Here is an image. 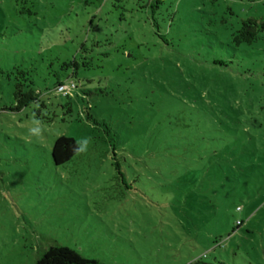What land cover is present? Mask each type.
<instances>
[{"label":"rangeland","instance_id":"1","mask_svg":"<svg viewBox=\"0 0 264 264\" xmlns=\"http://www.w3.org/2000/svg\"><path fill=\"white\" fill-rule=\"evenodd\" d=\"M162 3L0 0V264L56 243L108 264H264V32L232 43L264 0ZM96 42L64 116L50 73ZM16 67L52 123L10 110ZM60 136L80 152L57 167Z\"/></svg>","mask_w":264,"mask_h":264},{"label":"trees","instance_id":"2","mask_svg":"<svg viewBox=\"0 0 264 264\" xmlns=\"http://www.w3.org/2000/svg\"><path fill=\"white\" fill-rule=\"evenodd\" d=\"M122 1V0H118ZM162 0H131V12L138 10H143L146 8H153V9H160L162 5ZM122 15L121 19L125 16L123 13L127 12V9L123 6L122 7ZM155 22V32L160 35V28L157 21L154 19ZM264 32V20H259L256 18H249L243 20L240 23V28L236 30L232 34V43L235 46H240L242 44H252L257 41L261 33ZM161 38L165 42L167 40L161 35ZM105 42V41H104ZM111 44V43H110ZM101 47L100 42H96L91 47L83 45L81 47V60L78 61L77 58L73 60H68L60 63L57 67L58 70L52 71L50 74L56 78L54 83V88L52 90L47 89V93L52 92L54 95H61L58 93V87L63 83L74 82L71 79L78 77L79 71H91L94 66V57L93 55L94 48ZM126 55V54H125ZM133 55V53H131ZM98 56H102L104 58H108L110 54L108 52L98 53ZM132 58H135L134 55ZM144 58L146 56L144 55ZM57 61H59L57 59ZM51 67H54V64H50ZM56 67V68H57ZM69 71L72 73L70 74ZM34 71L30 69H25L24 67H16L15 73H13L14 77V104L10 108L13 112H21L28 107H32L35 105L33 109L34 116L39 121H44L47 123H52L57 115L52 112L49 108V104L43 99V93L38 91L36 86V81L33 75ZM65 73V74H64ZM11 73H9L10 75ZM67 80V81H65ZM77 89V88H76ZM102 94L105 92L101 91ZM92 94V92L84 91L82 96L88 97ZM63 96V95H61ZM68 99L65 104H61V108L64 110V116L72 117L74 113V106L73 101L74 97H78L77 94L74 93L71 96H63ZM84 98H82L84 100ZM91 106L85 107L82 111V116L86 117L88 120H95L90 113ZM65 120V119H64ZM97 124L99 122L95 120ZM80 152V146L76 139L72 137L60 136L56 139L53 149L51 151V156L53 159V163L55 166L59 167L62 166L73 159L78 153ZM131 168L132 165H131ZM131 180V188H137L136 184L139 182V174ZM128 187V186H127ZM241 208V207H240ZM239 210V207H238ZM242 210V208H241ZM239 210V211H241ZM238 224H242L238 222ZM35 264H108L101 262L97 259H90L84 257L78 251L64 246L60 244H53L47 249L42 256L37 260ZM197 264V262L195 263Z\"/></svg>","mask_w":264,"mask_h":264},{"label":"built area","instance_id":"3","mask_svg":"<svg viewBox=\"0 0 264 264\" xmlns=\"http://www.w3.org/2000/svg\"><path fill=\"white\" fill-rule=\"evenodd\" d=\"M77 86L74 82L63 83L58 87V93L63 96H71L76 90ZM241 210V208H239Z\"/></svg>","mask_w":264,"mask_h":264}]
</instances>
